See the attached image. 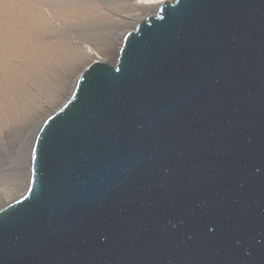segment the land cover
<instances>
[{"label":"water","instance_id":"1","mask_svg":"<svg viewBox=\"0 0 264 264\" xmlns=\"http://www.w3.org/2000/svg\"><path fill=\"white\" fill-rule=\"evenodd\" d=\"M0 264H264V0H164L39 125Z\"/></svg>","mask_w":264,"mask_h":264},{"label":"rangeland","instance_id":"2","mask_svg":"<svg viewBox=\"0 0 264 264\" xmlns=\"http://www.w3.org/2000/svg\"><path fill=\"white\" fill-rule=\"evenodd\" d=\"M71 1L66 9L51 12L48 10L50 0H0V115H11L20 122L9 137L11 146L7 154L11 157L9 166L21 176H24L23 162L29 140H32V145L43 119L58 107L51 111V106L64 95L80 73L78 71L91 60H114L120 31L126 28L116 24V31L109 36L106 49L97 47L91 59L58 34V30L71 23L86 22L93 13L91 6L73 5ZM153 11L142 14L141 18ZM137 22L127 28H132ZM107 26L101 27V36ZM60 82V90L55 93V86ZM20 131L22 139L17 141Z\"/></svg>","mask_w":264,"mask_h":264},{"label":"bare ground","instance_id":"3","mask_svg":"<svg viewBox=\"0 0 264 264\" xmlns=\"http://www.w3.org/2000/svg\"><path fill=\"white\" fill-rule=\"evenodd\" d=\"M50 1L51 6L48 10L51 12L62 11V8L66 9L65 6L70 3V0ZM162 1L164 0H73L71 1L73 5L81 3V5L86 8L91 6L93 8V13L89 15L86 22L71 23L70 26L64 29L61 28L62 32L58 30V34L64 37L66 41H68L69 44L75 47L78 51L84 55L92 57L94 53H96L97 47L99 50L102 48L106 49L107 43L109 42V36L116 31V24L126 26V28L120 31L118 37L119 43L121 44V40L123 38L122 34L128 29L127 27L137 22L141 18L142 14L146 15L147 13L152 12L154 8H156L157 4ZM81 5L76 6L82 8L83 6L81 7ZM104 24H108V26L106 31L101 36V27ZM119 43L116 49V55L120 47ZM91 59H93V57ZM78 72H81V69ZM77 77L78 76H76V78L74 77L72 82L69 84L67 91L62 97H60V99H58L57 103L51 106V111L55 106L59 107L60 104L62 105L67 100L71 94ZM61 84L62 82L55 86V93L59 92ZM19 124L20 122L16 121L11 115L6 117L0 115V206L16 199L24 187L27 186L29 181L31 157L30 149L32 150L33 146V143L31 145L30 142H32V140H29L30 144L28 143L26 148L27 152L24 156V176L14 173L12 168L9 166V162L11 161V157L7 154V151L10 150L11 146L9 144V137L13 133V129ZM17 139V141L22 139L21 131ZM18 187H20L19 190Z\"/></svg>","mask_w":264,"mask_h":264}]
</instances>
